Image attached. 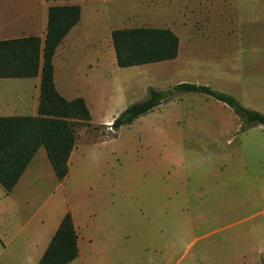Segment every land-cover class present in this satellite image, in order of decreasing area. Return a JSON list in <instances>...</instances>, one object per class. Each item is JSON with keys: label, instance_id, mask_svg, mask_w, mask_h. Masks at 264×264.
<instances>
[{"label": "rangeland", "instance_id": "obj_1", "mask_svg": "<svg viewBox=\"0 0 264 264\" xmlns=\"http://www.w3.org/2000/svg\"><path fill=\"white\" fill-rule=\"evenodd\" d=\"M98 9L108 27L174 25L197 36L174 72L163 70L171 63L160 72L152 66L125 71L122 78L135 86L133 101L148 97L146 84L163 91L186 80L264 115V0H107ZM184 95V101L164 103L118 133L112 123L78 130L77 144L92 145L84 162L62 188L47 178L33 196L32 210L59 198L76 209L105 208L107 214L94 221L107 218L118 250L127 249L133 264H207V243L248 231L260 220L264 204L255 195L262 185L256 177L264 174V127L242 128L226 105L201 94ZM87 177L101 183L89 187ZM227 208L240 212L213 219Z\"/></svg>", "mask_w": 264, "mask_h": 264}, {"label": "crops", "instance_id": "obj_2", "mask_svg": "<svg viewBox=\"0 0 264 264\" xmlns=\"http://www.w3.org/2000/svg\"><path fill=\"white\" fill-rule=\"evenodd\" d=\"M106 1L69 0L52 5L47 0H0V41L38 36L44 43L49 7H81L79 24L70 31L54 55V83L57 91L66 100H85L90 110L92 126L110 125L118 115L137 102L133 101L135 86L122 78L124 73H128L125 71L152 66L160 72L164 65L171 63L172 67L163 70L174 72L182 64L183 56L193 51V46L196 45L193 42L197 38L192 31L188 36L177 26L165 27L164 29H170L180 40L176 59L120 68L112 43V32L118 28L108 27L100 20L98 7ZM183 83L187 81H179L168 89ZM40 85L41 73L29 79H0V117L37 116ZM143 88L148 95V90L154 86L146 84ZM183 97L185 95L172 103L177 105L184 101ZM208 113L199 114L203 117L210 116ZM91 148L92 145L88 143L76 144L69 162L70 173L63 181L57 179L46 150L41 148L12 192L7 193L0 184V264H38L67 213L72 215L79 248L78 259L70 264H133L134 258L127 254V249L118 250V242L109 233L107 218L105 217V222L94 221L101 212L105 216L107 209L93 212L87 208L76 209L68 200L59 198L55 203H42L38 209L32 210L33 198L44 188L45 180L48 178L53 182L58 181V187L62 188L70 178L73 168L84 162L85 155ZM256 179L262 185L255 200L264 204V174ZM97 182L101 183L97 180L91 181L88 177L85 179L87 186ZM239 212L238 208H227L225 212L214 215L213 219L237 216ZM257 217L260 220L250 230L232 231L219 240L207 243V264H260V258L264 255V210L258 212ZM102 232L108 234L102 238ZM137 263L143 264L142 261Z\"/></svg>", "mask_w": 264, "mask_h": 264}, {"label": "trees", "instance_id": "obj_3", "mask_svg": "<svg viewBox=\"0 0 264 264\" xmlns=\"http://www.w3.org/2000/svg\"><path fill=\"white\" fill-rule=\"evenodd\" d=\"M80 20L78 5L51 6L44 43L38 36L0 41V79H29L41 73L38 115L0 117V184L7 193L18 185L41 148L46 150L57 179L67 178L78 130L92 126L85 100H66L54 83L56 50ZM112 43L120 68L172 61L180 48L178 36L170 29L151 27L116 29ZM183 94L205 95L226 105L243 123L242 128L264 127V115L246 108L235 97L209 86L183 83L163 91L150 88L145 100L129 106L112 122L111 130L118 133ZM78 257V234L71 213H67L38 264H70ZM260 264H264V255Z\"/></svg>", "mask_w": 264, "mask_h": 264}]
</instances>
